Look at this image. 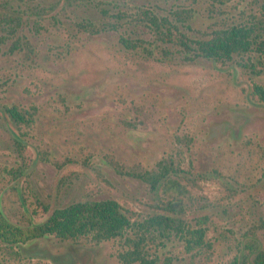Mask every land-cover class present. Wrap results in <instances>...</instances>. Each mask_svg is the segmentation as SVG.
I'll return each instance as SVG.
<instances>
[{"label":"rangeland","instance_id":"1","mask_svg":"<svg viewBox=\"0 0 264 264\" xmlns=\"http://www.w3.org/2000/svg\"><path fill=\"white\" fill-rule=\"evenodd\" d=\"M151 15L193 40L250 23L264 37V0H0V210L24 228L56 207L113 199L136 224L166 213L204 228L193 249L148 237L155 264H254L264 101L253 86H264V54L192 57L155 33ZM11 106L28 120L16 123ZM161 161L170 171L154 187L140 174ZM136 231L0 240V264H128L118 254Z\"/></svg>","mask_w":264,"mask_h":264},{"label":"trees","instance_id":"2","mask_svg":"<svg viewBox=\"0 0 264 264\" xmlns=\"http://www.w3.org/2000/svg\"><path fill=\"white\" fill-rule=\"evenodd\" d=\"M148 22L155 33L165 40L175 43L178 41L182 47L192 53V57L225 61L233 59L234 55L249 54L253 51L264 54V37L259 31L260 28H256L253 23L232 24L212 31L206 38L193 40L180 32L167 18L151 15ZM121 40L128 48L134 46L124 38ZM253 93L264 101V86L254 84ZM6 111L16 123L28 120L25 112L14 106L6 107ZM158 169L140 175L148 178L155 187L170 171L164 161L158 164ZM132 229L137 230V238L126 237L127 250L118 254L119 258L128 264H155L153 258L146 256L145 247L142 245L148 237L159 239L160 243H164V240H170L175 236L183 239L185 245L193 249L203 242L205 235L204 228H190L185 220L166 213L154 214L136 224L113 199L81 200L56 207L44 221L28 224L24 228L11 223L0 210V240L13 245L46 235H54L60 239H75L90 235L95 241L102 242L124 237L125 233ZM252 247V251L257 248L254 244ZM231 264L245 263L235 259ZM254 264H264L263 251L257 252Z\"/></svg>","mask_w":264,"mask_h":264}]
</instances>
